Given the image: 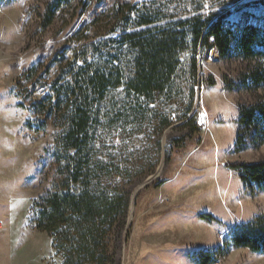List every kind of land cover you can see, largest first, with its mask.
Wrapping results in <instances>:
<instances>
[{
  "label": "rangeland",
  "instance_id": "rangeland-1",
  "mask_svg": "<svg viewBox=\"0 0 264 264\" xmlns=\"http://www.w3.org/2000/svg\"><path fill=\"white\" fill-rule=\"evenodd\" d=\"M53 1L0 0V264L62 263L51 236L36 228L33 207L61 181L54 151L62 112L55 116L35 102L70 80L85 91L94 160L107 163L110 181L130 194L125 227L114 240V264H194L200 250L225 245L231 229L264 212V190L252 193L231 167L264 160V143L235 147L239 106L264 99V85L246 87L241 75L250 64L221 58L211 37L208 47L198 48L196 76L186 50L172 86L156 93L154 102L128 97L123 84L134 58L129 35L171 28L196 15L235 22L245 12L264 16V0H58L48 23ZM95 72L105 76L102 91L91 83ZM191 94L189 115L196 113L200 131L177 147L173 141L189 131L181 119ZM166 117L173 124L159 135L157 122ZM154 164V172L136 176ZM157 172L132 202L134 187ZM158 180L166 182L158 187ZM158 228L170 246L166 253L156 243ZM213 264H264V253L230 245Z\"/></svg>",
  "mask_w": 264,
  "mask_h": 264
},
{
  "label": "trees",
  "instance_id": "trees-1",
  "mask_svg": "<svg viewBox=\"0 0 264 264\" xmlns=\"http://www.w3.org/2000/svg\"><path fill=\"white\" fill-rule=\"evenodd\" d=\"M57 7L58 0L48 7V23H51ZM129 37L134 58L132 72L123 84L128 97L143 96L154 102L156 93L162 94L172 86L181 54L186 50L192 53L191 68L196 76L198 48L208 47L211 37L221 58L238 57L250 64L248 71L241 75L246 87L259 89L264 85L263 15L245 12L237 22L225 15L189 16L171 28L135 32ZM104 81L105 76L100 72L91 77L94 90L102 91ZM214 82L211 77L208 84L214 85ZM227 86L234 88V85ZM84 92L76 81L70 80L58 91L53 88L43 103L35 102L42 111L47 110L55 116L61 111L63 119V130L54 151L61 181L54 191L34 201L35 223L38 230L51 236L55 253L62 258L61 264H114V240L125 227L130 194L119 183L110 181L114 173L108 170L107 163L94 160L98 153H94L95 143L89 134L90 115L85 109ZM193 97L191 94L187 112L181 119H186L183 124L189 127V131L173 141L177 147L200 131L195 124L196 113L189 115L194 107ZM172 124L173 120L168 117L159 119L158 134ZM239 125L236 150L241 151L248 144L259 147L264 143V99L239 106ZM160 152L159 140L157 154ZM88 156L90 158L86 159ZM166 160H170L169 154ZM156 165L139 170L136 176L144 177L154 172ZM231 167L238 170L240 180L252 193L264 190V160ZM133 180L130 179L129 183L132 184ZM164 182L158 180L156 186ZM202 218L209 220L213 217L202 214ZM229 236L225 245L215 250H200L197 264H213L225 256L230 245L264 253V212L248 223L235 226Z\"/></svg>",
  "mask_w": 264,
  "mask_h": 264
},
{
  "label": "water",
  "instance_id": "water-1",
  "mask_svg": "<svg viewBox=\"0 0 264 264\" xmlns=\"http://www.w3.org/2000/svg\"><path fill=\"white\" fill-rule=\"evenodd\" d=\"M158 174L159 172H157L155 175H151L149 177H147L146 179H144L141 183L137 184L135 187H134V191H133V195H132V202L134 201L137 193L145 188L148 184H150L151 182H153L155 179L158 178ZM131 226V221L128 222V228Z\"/></svg>",
  "mask_w": 264,
  "mask_h": 264
},
{
  "label": "crops",
  "instance_id": "crops-1",
  "mask_svg": "<svg viewBox=\"0 0 264 264\" xmlns=\"http://www.w3.org/2000/svg\"><path fill=\"white\" fill-rule=\"evenodd\" d=\"M166 182V181H165ZM163 185V184H162ZM161 185V186H162ZM244 185V184H243ZM157 230V236H158V240L156 243L159 245L160 250L162 251V253L165 251V253L168 251L170 246H167L166 241H162V239L164 238V231L162 230V228H158ZM167 250V251H166ZM188 253V252H187ZM195 260V259H194ZM194 264H197L196 261H194Z\"/></svg>",
  "mask_w": 264,
  "mask_h": 264
}]
</instances>
